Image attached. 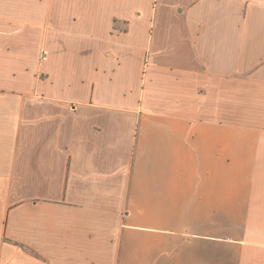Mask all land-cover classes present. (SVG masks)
<instances>
[{"label": "crops", "instance_id": "crops-1", "mask_svg": "<svg viewBox=\"0 0 264 264\" xmlns=\"http://www.w3.org/2000/svg\"><path fill=\"white\" fill-rule=\"evenodd\" d=\"M0 264H264V0H0Z\"/></svg>", "mask_w": 264, "mask_h": 264}]
</instances>
